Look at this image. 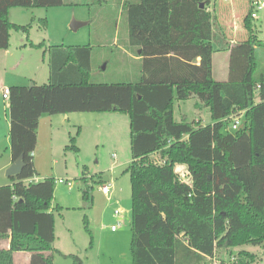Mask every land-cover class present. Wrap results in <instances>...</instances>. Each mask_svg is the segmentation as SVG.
I'll return each mask as SVG.
<instances>
[{"label": "trees", "instance_id": "obj_1", "mask_svg": "<svg viewBox=\"0 0 264 264\" xmlns=\"http://www.w3.org/2000/svg\"><path fill=\"white\" fill-rule=\"evenodd\" d=\"M101 1V0H99ZM128 43L139 61L135 82L91 81L92 33L85 45L46 48L48 81L11 85L7 100L11 161L22 156L23 168L0 186V264H13V253L28 252V264H53L54 254L83 264L76 254L53 248L55 180L32 179L37 171L33 151L42 115L72 112L125 113L129 117L131 159L126 167L131 186V264H212L219 252L235 264H260L244 245L264 246V71L250 10L243 18L245 40L230 45L215 30L209 0H120ZM87 0H0V49L11 30L29 32L31 24L9 20L15 7L48 8L87 5ZM200 3L203 7H200ZM89 24L93 13L89 9ZM43 25H45V20ZM117 28V22L114 23ZM117 37L114 31L111 36ZM42 48L44 42L33 44ZM229 51V75L213 78V52ZM196 96L210 122L175 121V100ZM234 114L244 119L231 130ZM79 127L76 135L79 133ZM76 136L65 149L77 150ZM158 154L159 161L151 159ZM183 167L184 178L176 170ZM182 174V175H183ZM186 177V178H185ZM82 199L91 208V186ZM100 185L103 178L99 177ZM82 222L93 236L88 220ZM264 264V262H262Z\"/></svg>", "mask_w": 264, "mask_h": 264}, {"label": "rangeland", "instance_id": "obj_2", "mask_svg": "<svg viewBox=\"0 0 264 264\" xmlns=\"http://www.w3.org/2000/svg\"><path fill=\"white\" fill-rule=\"evenodd\" d=\"M87 1V5L77 6L11 8L10 20L23 25L31 24V27L27 36L20 31L11 30L10 50L14 57L9 59L0 57V77L12 73H26L31 80H23L21 82L23 85L46 83L48 66L47 53L43 54L44 49L49 45L57 44L85 45L89 42V32H91V81L103 83L137 81L141 75L140 61L128 43L127 24L120 6L121 1ZM213 1L218 5L221 3L235 5L239 16L236 19L239 32H235L234 35L238 38L235 39L247 38L248 31L243 24L247 0ZM89 9L93 13L92 24L79 26L75 30L71 29L72 20L89 21ZM257 17L258 19L254 20L257 28L256 35L263 43L264 8L257 10ZM44 20L45 25H43ZM115 21L117 28L114 25ZM114 31L117 32L118 41L116 44H111ZM19 35L23 36L26 42L44 41V46L37 48L28 45L25 50L17 51L15 47L19 45L17 37ZM19 55H22L23 60H13ZM256 57L259 71H264V45L257 47ZM229 63V51L215 50L213 52L212 65L215 80L228 79ZM196 102H199L196 96L184 101L175 100L174 120L185 119L188 122L196 120L202 125L208 124L210 122L208 108H197ZM71 114L70 119L66 120L63 126L57 125L52 130L48 129L43 119L38 128L34 149L33 163L37 174L33 180L54 178L55 190L52 205L60 206V211L54 212L55 237L52 246L54 249L78 255L83 264H131V186L129 173L126 171L131 159L129 117L125 113L115 111L72 112ZM42 116L48 118L52 115ZM78 127L80 131L76 135ZM70 136H76L77 150L65 149V145L69 144ZM7 156H10L8 107L0 91V163ZM151 159L159 161L158 154H152ZM176 170L184 178L183 167L178 166ZM104 176L108 178L104 184L110 188L109 198L99 189L98 179ZM82 177L86 179L87 186L92 187L91 208H86V203L81 197V189L85 186V183L81 181ZM3 178H5L4 175L1 177L0 173V179ZM58 179L69 180L72 184L71 189H68L65 184L58 183ZM116 208L120 209L119 217L113 215V210ZM83 215L87 217L88 228L93 236L90 246L89 235L82 222ZM118 221L120 222L118 230L121 233L119 236L112 235L110 226ZM238 249L253 253L257 259L261 260L260 264L264 262V246L262 245H244L233 250L235 252ZM23 253L25 252L14 254V264H23V260L19 258V254ZM54 258L55 264H72L69 258L57 254ZM235 262L236 257L224 251L216 254L212 264H235Z\"/></svg>", "mask_w": 264, "mask_h": 264}, {"label": "crops", "instance_id": "obj_3", "mask_svg": "<svg viewBox=\"0 0 264 264\" xmlns=\"http://www.w3.org/2000/svg\"><path fill=\"white\" fill-rule=\"evenodd\" d=\"M250 5H251V0H247L246 14H247V12L250 10V8L252 6V5L251 6ZM207 9L209 11H211L212 14H213L214 23H215V25H214L215 26V30L221 35V37L225 38V40L228 41L230 43V45H234V44L246 39V37L243 38V39H235L236 37L238 38V36H236V37L234 36L236 34L235 32H239L238 31L239 26L236 23V19H238L239 16H238V11H237V8L235 7V5H224L222 3L218 5L213 0H209V3L207 5ZM9 20H10V10H9ZM10 21L12 23H15V24L23 25V24H20V23H16L15 21H12V20H10ZM87 24H89V21L87 22ZM251 27H252L253 34L256 35L257 28H256V25L254 23V20H251ZM11 37H12V34L10 32L8 48L0 49V51H2L1 52L2 54H1L0 57L3 56L6 59L14 57V56H12V52L10 50V48H11V43H10L11 42ZM17 37H18V40H19V45H16L15 49L17 51L25 50L26 47L29 45L28 42H26L24 40L23 36L19 35ZM242 37H244V36H242ZM256 37H257V35H256ZM30 42H32L33 44H38V43H35L33 41H30ZM116 43H117V39H116V37H114L113 38V42H111V44H116ZM49 46H51V45H49ZM49 46H47V47H49ZM29 47H33V46L29 45ZM44 50H46V49H44ZM215 50H216V48H215ZM222 52H224V51H222ZM21 56L22 55H19V56L16 57V59H13V60H23L21 58ZM212 62H213V57H212ZM47 66H48V64H47ZM47 70H48V67H47ZM23 80H31V79H30V77H28V75L26 73H12L10 75L0 77V91H1L2 87H7L8 88L11 85H23V83H21ZM218 81H225V80H218ZM71 115H72L71 113H68V114L52 115V116H49L48 118H46L44 116L40 117L39 122H38V126H37V134H38V128L40 127L41 121L43 119L45 120L44 123H45V125L48 126V129L52 130L57 125L63 126L65 124V121L70 119ZM79 117H84V116H79ZM44 123H43V125H44ZM32 154H33V157H34V151H33ZM11 163H12L11 155L7 156L0 163L1 177H3V175L5 177V178H3L5 180L0 179V186L11 184V181H10L9 177H7V176H5V174H3V170L6 169ZM31 180H33V178L30 179V181ZM107 180H108V178H107ZM25 181H27V180H25ZM68 189H71V188L69 187ZM54 223H55V221H54ZM54 233H55V224H54ZM110 233L112 235L114 234L116 236H119V234L121 232L117 228L115 231H111L110 230ZM54 237H55V235H54ZM7 245H8L7 241H1L0 242V248H7ZM56 250L60 251L63 254H70L71 253V252H65V251H62V250H59V249H56ZM15 253H13V264H14V254ZM19 258H21L23 260V264H28L29 253L25 252L23 254H19ZM53 264H55V258L54 257H53Z\"/></svg>", "mask_w": 264, "mask_h": 264}, {"label": "built area", "instance_id": "obj_4", "mask_svg": "<svg viewBox=\"0 0 264 264\" xmlns=\"http://www.w3.org/2000/svg\"><path fill=\"white\" fill-rule=\"evenodd\" d=\"M251 5H252V11L250 12V17L252 20H257V18H258L257 17V10L264 8V0H251ZM253 92L254 93L262 92L264 95V89H262L260 84H256L253 87ZM1 96L4 100H6V101L8 100L9 90L7 87H2ZM231 118H232V121H231L230 128H231V130H236L241 123V116L234 114L233 116H231ZM27 181H30V179H27ZM57 182L60 184H65L68 188L72 186V184L69 180L58 179ZM99 189L107 198H109L110 188L107 184L100 185ZM119 214H120V209L116 208L113 210L114 217H119ZM119 226H120V222L118 221L116 224L110 226V230L115 231L117 228H119Z\"/></svg>", "mask_w": 264, "mask_h": 264}, {"label": "water", "instance_id": "obj_5", "mask_svg": "<svg viewBox=\"0 0 264 264\" xmlns=\"http://www.w3.org/2000/svg\"><path fill=\"white\" fill-rule=\"evenodd\" d=\"M200 7H203V4L200 3ZM87 22H78L75 20H72L70 23V28L75 30L77 27L86 25ZM32 84H29L31 86ZM23 168V161H22V156L18 157L15 161H13L6 169H5V176L10 177L16 174H19ZM103 181H107V177H103Z\"/></svg>", "mask_w": 264, "mask_h": 264}]
</instances>
